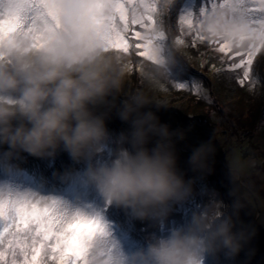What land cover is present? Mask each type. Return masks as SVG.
<instances>
[{
    "label": "clouds",
    "instance_id": "9594fccd",
    "mask_svg": "<svg viewBox=\"0 0 264 264\" xmlns=\"http://www.w3.org/2000/svg\"><path fill=\"white\" fill-rule=\"evenodd\" d=\"M171 2L160 0L161 14L168 12ZM61 6L65 31L48 44L33 48L13 40L2 49L0 144L39 158L63 151L74 161H91L88 182L109 205L141 221L163 223L174 206L194 195L195 180L186 179L178 167L175 139H183L184 133L162 124L154 112H142L150 102L133 96L123 101L118 112L131 124V131L115 141L113 158L95 159L112 140L106 126L108 112L96 109L115 107L109 97L120 93L126 68L119 53L94 42L87 23L92 7L88 0ZM198 30L207 39L226 41L233 48L255 42L252 32L225 8L210 11L199 21ZM153 137L155 145L149 148ZM214 154L210 141L201 144L189 158L191 170L202 175L211 172ZM245 166L239 156L227 162L231 182L239 179ZM217 195L209 193L208 202L193 211L185 225L166 236L150 237L146 248L123 255L121 264H203L208 256L237 257L255 230L240 220L245 204L235 190L230 192L231 204Z\"/></svg>",
    "mask_w": 264,
    "mask_h": 264
},
{
    "label": "rangeland",
    "instance_id": "374dc122",
    "mask_svg": "<svg viewBox=\"0 0 264 264\" xmlns=\"http://www.w3.org/2000/svg\"><path fill=\"white\" fill-rule=\"evenodd\" d=\"M204 2L205 0H176L170 13L164 14L163 19L175 61L170 71L177 74V65L183 64L186 68L184 79L202 82L205 91L197 95L190 90L169 88L157 76L163 73L155 66L136 56L134 52L130 56H121L126 68L124 82L120 93L109 97L115 107L111 110L104 106L96 109L97 113L108 112L106 126L112 140L95 159L103 161L109 155L112 158L116 148L115 141L121 134L131 131V124L121 120L118 115L124 101L121 97L126 95L125 88L133 90L134 96L142 93L144 97L141 96L155 106L162 105L155 107L158 109L157 117L160 122L167 124L171 130H181L184 133L183 139L174 138L178 167L185 173L186 179L195 180L194 195L188 202L174 206L163 223L141 221L124 209L119 210L115 221L123 226L119 231L120 238L127 242L128 233L140 237L135 233L138 231L147 240H140L144 243L141 245L144 249L150 237L166 236L172 229L185 225L193 211L208 202L212 191L218 194L217 199L231 204L233 197L230 192L235 190L245 204L240 212V220L251 225L255 235L234 259H227L220 254L215 258L208 256L206 261L208 264H264V51L257 55L254 63V71L259 77L257 83L241 86L237 83L239 73L224 70V65L228 63L227 57H223L207 42L197 41L193 45L190 36H182L180 33L177 24L179 15L187 10L198 13ZM178 36L184 39L183 45L174 44ZM161 117L173 121L163 123ZM254 117L256 125L251 129ZM250 131L252 132L248 133ZM155 140L153 137L147 146L154 147ZM209 141L215 146V154L210 159L212 170L203 175L195 173L191 170L189 158L196 148ZM124 146L130 147L127 144ZM0 153L1 156L7 155V152ZM235 156H239L246 166L239 179L233 183L228 176L227 162ZM2 160L5 159H0V187L7 186L13 191L55 198L63 201L70 211L99 213L105 223L108 221L103 215L108 203L104 205V198L101 194L97 195L96 188L88 182L86 176V169L91 161H74L63 151L54 157L34 156L36 163L31 159L30 166L33 170L28 173L21 168L6 167ZM42 177L46 182L50 181L47 183L49 186L44 183V187L38 186ZM56 181H60L61 186H56L59 185ZM109 234V238L113 239L114 235L110 230ZM114 234L118 236V232ZM126 249L129 248L126 246ZM121 253L129 256L128 252Z\"/></svg>",
    "mask_w": 264,
    "mask_h": 264
},
{
    "label": "snow or ice",
    "instance_id": "6c2138e0",
    "mask_svg": "<svg viewBox=\"0 0 264 264\" xmlns=\"http://www.w3.org/2000/svg\"><path fill=\"white\" fill-rule=\"evenodd\" d=\"M76 2L0 0V59L4 45L13 40L40 48L64 32L61 5ZM175 2L172 0L169 5V13ZM88 3L92 7L87 23L92 26L95 43L121 56L134 52L172 80L177 90H190L197 95L205 91L202 82L184 79L183 64L177 65L176 75L170 71L175 61L160 0H88ZM217 8L230 10L232 19L249 29L255 42L233 48L226 41L203 36L198 23ZM177 24L181 35L190 36L193 45L197 41L207 42L227 57L224 70L239 73L237 83L241 86L257 83L254 63L264 51V0H205L198 13L191 10L181 13ZM184 43L180 36L175 38V45ZM109 236L99 213L70 211L61 200L0 187V264H121L123 255Z\"/></svg>",
    "mask_w": 264,
    "mask_h": 264
},
{
    "label": "trees",
    "instance_id": "16d2710c",
    "mask_svg": "<svg viewBox=\"0 0 264 264\" xmlns=\"http://www.w3.org/2000/svg\"><path fill=\"white\" fill-rule=\"evenodd\" d=\"M183 11V10H182ZM173 75H176L174 74V72H172ZM157 76L161 79V81L166 84L167 87L169 88H173L174 87V84H173V81L168 79L166 76H164L163 74H157ZM184 76V75H183ZM125 88V87H124ZM133 90H130L129 91L125 88V93L126 95L125 96H122L121 99L122 100H126V99H129L130 97H133L134 94L132 93ZM139 92V91H138ZM143 96L144 95L142 93L139 94V96ZM146 99V98H145ZM147 100V99H146ZM149 105H146L145 107H143L141 109L142 112H147V111H152L155 113L156 116H158V109L156 110L155 109V105L149 101ZM252 107V105H251ZM157 108V107H156ZM256 115V113H254ZM261 114V113H260ZM165 116V115H164ZM160 119H163V123H166L169 122V123H172L173 120L169 119V118H166V117H161ZM256 118L254 117V122L252 123V125L250 126L251 129H254L255 128V125H256V122H255ZM252 131L248 132V133H251ZM2 145H6V144H0V152H7V155H4V156H1L2 153H0V159L1 158H4L5 160L8 159L9 162H7V160H2L3 161V165L6 166V167H11L13 166L14 168H21V169H24L25 171H27L28 173H30V171L33 170V167L30 166V161L31 159L34 161V156L26 153V152H20V151H13L9 148L8 145H6V147H3ZM177 145H180V144H177ZM177 148V146L175 147ZM109 155V154H108ZM12 158H10V157ZM22 156V157H21ZM15 157H18L15 159ZM111 158V156L109 155L107 157V159L105 158L104 160H109ZM113 158V156H112ZM16 161L18 163H16ZM35 162V161H34ZM36 163V162H35ZM17 164V166L15 167L14 165ZM39 173V172H38ZM41 176V175H40ZM59 177V176H58ZM56 180V179H55ZM50 182V181H45L44 178L42 177L41 180H40V183L38 184V186H43V183L46 184L47 186H49L47 183ZM59 185H56V186H61V182L60 181H56ZM97 195L100 194L96 191ZM89 197V196H87ZM89 198H93V197H89ZM104 205H107V202L105 201ZM121 210V208H118L114 205H109L104 209V218L107 219L108 221L106 222V225L108 227V231L110 230V233H112L114 235L113 239L119 246V250L121 252H128L127 254H129V256H131L133 253L137 252V250H140V249H143V246H141L142 244H144L143 242H141L140 240H144L145 242L147 241L143 235L141 233H139L137 231V229H135L138 234V236L140 237H136V235L132 234V233H128V240L127 242L123 241L122 238H120L121 236V233H119L120 231V228H123V226L118 222V221H115L116 218H117V213L118 211ZM188 217V216H187ZM189 218V217H188ZM114 232H118V236H116L114 234ZM126 246L129 248V249H126ZM130 252V253H129ZM207 257L205 259V261L203 262V264H208L207 263Z\"/></svg>",
    "mask_w": 264,
    "mask_h": 264
},
{
    "label": "bare ground",
    "instance_id": "6f19581e",
    "mask_svg": "<svg viewBox=\"0 0 264 264\" xmlns=\"http://www.w3.org/2000/svg\"><path fill=\"white\" fill-rule=\"evenodd\" d=\"M172 72V71H171Z\"/></svg>",
    "mask_w": 264,
    "mask_h": 264
}]
</instances>
